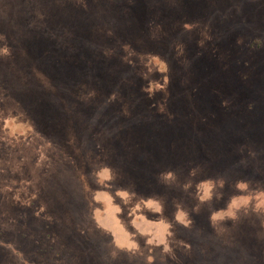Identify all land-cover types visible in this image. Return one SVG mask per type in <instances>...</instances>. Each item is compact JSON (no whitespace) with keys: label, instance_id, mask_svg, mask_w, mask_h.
Returning a JSON list of instances; mask_svg holds the SVG:
<instances>
[{"label":"rangeland","instance_id":"374dc122","mask_svg":"<svg viewBox=\"0 0 264 264\" xmlns=\"http://www.w3.org/2000/svg\"><path fill=\"white\" fill-rule=\"evenodd\" d=\"M257 40L264 0H0V264H264Z\"/></svg>","mask_w":264,"mask_h":264},{"label":"trees","instance_id":"16d2710c","mask_svg":"<svg viewBox=\"0 0 264 264\" xmlns=\"http://www.w3.org/2000/svg\"><path fill=\"white\" fill-rule=\"evenodd\" d=\"M246 45L245 44H243V46H239V48L241 49H244V50H246V48L248 47V48H252V49H257V48H262L263 46H264V40H257V41H255L253 44H251L250 46H248L247 45V47H245ZM245 47V48H244ZM246 52L247 53H249L250 52V50L249 49H247L246 50ZM246 53V54H247ZM245 65V67H247V66H250L249 64H247L246 63V61H243V58L242 57H237L236 58V61L234 62V64H233V66H237V67H242V66H244ZM257 66H258V63H257ZM252 67V66H251ZM250 67V68H251ZM255 67V66H254ZM236 75V74H235ZM219 77V76H218ZM252 77H248L247 76V79L248 80H250Z\"/></svg>","mask_w":264,"mask_h":264}]
</instances>
